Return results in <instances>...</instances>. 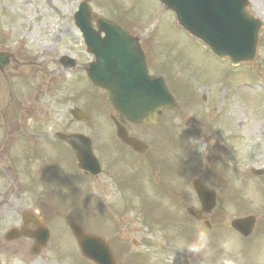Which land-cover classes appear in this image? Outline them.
Returning a JSON list of instances; mask_svg holds the SVG:
<instances>
[{"label": "rangeland", "instance_id": "374dc122", "mask_svg": "<svg viewBox=\"0 0 264 264\" xmlns=\"http://www.w3.org/2000/svg\"><path fill=\"white\" fill-rule=\"evenodd\" d=\"M249 1L251 11L264 22V0ZM92 2L95 14L105 16L108 6L105 5L104 0H92ZM109 2L113 4V7L133 18V21L140 23L139 30L144 32L146 41L156 45L155 49L161 53L160 56L163 59L170 63L172 58H177L173 62L177 67L187 65L188 69H198L193 70V72L198 75L201 74L200 85H205L214 91L219 87L216 105H219V101H222L224 96V101L226 103L229 101L228 91L227 94L225 93L226 88L230 87L229 90H231L233 86L236 87L235 84L232 86V79L234 77L238 79V76L233 74L229 66L215 61L208 55L204 56L206 60H198L196 53H199L203 48L199 42L192 39L178 26L172 12L165 10L157 0H109ZM71 7H74V2L71 3V0H0V36L7 37L9 34L14 42H18L21 46L26 45V48L33 50L34 53L46 47L49 50L48 55L38 56L37 54V56H33V59L37 60L40 57V59L45 60L42 63L48 68L61 55L55 33H60L63 53L68 50L70 42L75 39L73 30H68L71 24L67 22V18L72 10ZM61 18V24L57 23ZM36 21H40V23ZM36 43L41 44V48ZM259 56V60L257 59L258 68L253 70L241 68L239 70L241 74H244L245 69L249 71L248 81L253 80L252 83L254 84L244 87L242 84L246 82L239 81L237 87L242 90V94L238 97L236 108L230 112V117L233 119V127L236 130L246 131L243 132L246 133V137H240L239 160H244V164L248 163L250 166L264 167V141L262 139L264 133V29L262 30ZM174 68L171 67L172 70ZM78 87L75 83L74 88L77 89ZM45 101L47 102V112L57 110L52 102L42 100L38 102L37 112H42L40 105ZM90 109L95 111L92 106ZM62 110L66 111L67 108L62 107ZM248 110V114H245ZM96 118L97 124L91 131L94 137L95 150L101 160L108 164L112 161L116 144L113 143L109 124L98 108L96 109ZM105 128L110 132L109 134H104ZM119 150L126 152V149L121 147ZM114 164L120 172L124 171L118 166L119 162ZM54 168L55 176L49 180L48 184L56 192L59 189V201L66 200L63 197L65 194L73 193V197L70 196L67 201H63L65 208L85 215L88 222L96 229L95 231L104 235L116 248L115 251L121 264H140V261L137 262L136 259L141 253L147 251H153V255H145V264H153L156 254L159 256L156 262L163 261V257L168 258L166 259L169 264L175 260L177 264L184 261V255L175 254L170 244H163L164 232L151 234L144 227H141V222L135 221L131 212L123 214L121 210L120 214L122 215L115 219L117 222L120 221L121 229L108 230L104 221L108 219L107 213L110 214L111 207L118 205L122 200L120 193L113 190L110 181H107L103 188H99V183L94 181L91 184L92 193L88 194L89 199L87 196L80 198L79 194L83 195L84 193L82 186L85 179L78 174L75 168H71L69 153L64 148L58 149V159L54 163ZM61 189L65 192L62 195ZM90 195L91 197H89ZM102 204L106 206V209ZM65 208L63 209L65 210ZM63 212L67 213V211ZM231 215H234L232 210L227 216L221 217L222 223L227 224L228 220L233 219L234 217ZM257 217L259 218L260 229L264 231V213ZM100 223H104V227L99 226ZM109 223L114 225L113 220ZM230 240V237L224 236L219 243L209 245L208 249L203 252L202 258L213 264H224L226 259L231 260L232 264H264L263 242L255 241L251 244H245V248L241 246L240 248L232 244ZM133 241L137 242L136 246L133 245ZM226 243L230 244L232 251L227 252L225 250L224 245ZM52 251L58 256L57 259L61 263L86 264L80 259L70 238L65 233H62L55 240ZM48 261L45 262L43 257L41 261H38V264H50Z\"/></svg>", "mask_w": 264, "mask_h": 264}, {"label": "water", "instance_id": "95a60500", "mask_svg": "<svg viewBox=\"0 0 264 264\" xmlns=\"http://www.w3.org/2000/svg\"><path fill=\"white\" fill-rule=\"evenodd\" d=\"M178 12L183 26L211 43L219 51L220 45H230L235 57L242 59L250 55L257 37L258 23L253 22L246 12L245 0H162ZM113 92L119 90L113 88ZM133 110V105L126 103ZM248 219L247 224L252 223ZM241 221L234 222L237 226ZM76 232H79L76 229ZM85 240L94 241L102 250V257L95 258L97 264H115L108 247L93 235H85Z\"/></svg>", "mask_w": 264, "mask_h": 264}, {"label": "flooded vegetation", "instance_id": "af4514ba", "mask_svg": "<svg viewBox=\"0 0 264 264\" xmlns=\"http://www.w3.org/2000/svg\"><path fill=\"white\" fill-rule=\"evenodd\" d=\"M20 67L14 57L0 61V79H14L15 68ZM9 107L7 104L6 112L0 113V232H14L16 244L20 242L22 232L35 231L36 225L33 229V224L22 219L31 189L30 161L28 153L24 152L29 139L23 125L12 128L16 114L9 111ZM4 243L8 242L0 241V245Z\"/></svg>", "mask_w": 264, "mask_h": 264}, {"label": "clouds", "instance_id": "9594fccd", "mask_svg": "<svg viewBox=\"0 0 264 264\" xmlns=\"http://www.w3.org/2000/svg\"><path fill=\"white\" fill-rule=\"evenodd\" d=\"M207 245H208V237H207V235L205 233H200L199 234V238H198V244L196 246H193L191 251L194 252V253H199L202 249L206 248ZM224 247H225V250L227 252L232 251L230 244L226 243L224 245ZM17 264H18V262H17ZM224 264H232V262H231V260L226 259L224 261Z\"/></svg>", "mask_w": 264, "mask_h": 264}]
</instances>
